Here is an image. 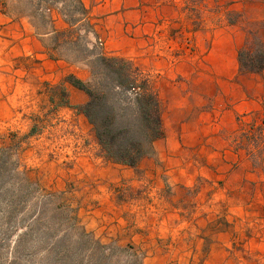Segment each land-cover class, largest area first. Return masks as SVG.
Returning <instances> with one entry per match:
<instances>
[{
	"label": "rangeland",
	"instance_id": "rangeland-1",
	"mask_svg": "<svg viewBox=\"0 0 264 264\" xmlns=\"http://www.w3.org/2000/svg\"><path fill=\"white\" fill-rule=\"evenodd\" d=\"M242 1L175 0L195 28L246 24L252 53L262 41ZM20 19L41 35L73 21L79 38L42 39L88 83L105 53L77 0H0V264H261L249 240L264 237V114L243 119L219 180L185 187L147 163L111 166L94 130L50 101L63 83L28 74L40 61L18 57Z\"/></svg>",
	"mask_w": 264,
	"mask_h": 264
},
{
	"label": "crops",
	"instance_id": "crops-1",
	"mask_svg": "<svg viewBox=\"0 0 264 264\" xmlns=\"http://www.w3.org/2000/svg\"><path fill=\"white\" fill-rule=\"evenodd\" d=\"M82 2L93 24L92 39L103 43L105 54L128 59L147 75L161 103L163 137L155 142L152 157L136 168L147 163L164 173L171 185L191 187L200 178L219 180L217 172L230 168L221 155L242 130L247 115L264 114V70L241 72L239 55L248 43L246 24L195 28L175 0ZM241 4L247 12L256 11L249 21L264 45V0ZM18 26L24 30L19 59L36 56L40 61L29 70L30 77L39 74L42 82L54 84L49 83L52 88L62 82L69 106L60 105L61 99L53 94L50 101L61 112L73 111L83 131L93 130L76 109L88 101V95L65 80L73 74L86 82V72L81 75L80 67L49 57L42 38L51 34H38L23 19ZM99 159L120 165L102 155ZM249 244L264 264V237H253Z\"/></svg>",
	"mask_w": 264,
	"mask_h": 264
},
{
	"label": "trees",
	"instance_id": "trees-1",
	"mask_svg": "<svg viewBox=\"0 0 264 264\" xmlns=\"http://www.w3.org/2000/svg\"><path fill=\"white\" fill-rule=\"evenodd\" d=\"M77 2L85 19L89 20L88 9L82 0ZM74 25L71 21L68 27L53 29L47 34H53L56 41L79 38ZM88 25L91 35L93 24L89 21ZM257 46L255 52H240L241 72L260 73L264 70V46L261 42ZM47 52L51 59H59L55 48H47ZM92 55L89 62L92 82H85L73 74L65 79L88 95V101L76 109L92 125L102 157L115 164L136 168L144 158L153 154L155 142L163 137L160 100L151 87L149 77L130 60L104 52ZM59 104L69 106L64 87Z\"/></svg>",
	"mask_w": 264,
	"mask_h": 264
}]
</instances>
